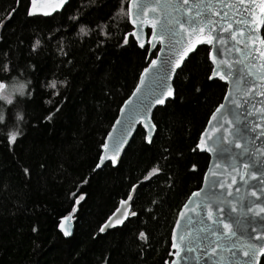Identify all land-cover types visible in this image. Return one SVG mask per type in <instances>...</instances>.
Listing matches in <instances>:
<instances>
[{"label": "trees", "instance_id": "16d2710c", "mask_svg": "<svg viewBox=\"0 0 264 264\" xmlns=\"http://www.w3.org/2000/svg\"><path fill=\"white\" fill-rule=\"evenodd\" d=\"M26 3L0 0L4 22L0 50H14L25 69L21 79L39 82L47 76L67 78L68 83L54 99L37 84L35 100L24 111V137L11 151L6 142L0 143V264H165L172 258L170 232L176 215L191 192L200 188L207 167L208 155L196 149V143L226 88L219 79L206 78L211 71L207 46H201L178 70L175 98L153 111L151 142L143 141L145 132L138 127L119 164L94 171L118 105L147 66L145 53L134 39L117 47L122 29L105 23L110 15L105 0H70L62 14L32 18L26 17ZM78 7L83 8L80 24L93 29L90 36L74 37L78 25L63 27ZM102 23L111 35L97 50V42L103 39L98 33ZM53 29L64 34L63 46L71 49L65 60L73 61L70 69L56 55L61 36L51 40L47 35ZM123 30L130 32L131 26ZM37 33L47 48L34 55L26 46ZM21 40L23 45L18 43ZM29 63L35 65L34 72L26 68ZM45 99L53 103L45 105ZM49 112L53 115L45 121ZM192 164L197 166L195 171ZM153 167L160 172L143 181ZM24 168L31 171L30 178ZM138 182L131 201L137 217L129 216L121 227L98 233ZM147 209L154 211L149 214ZM69 213L73 232L65 238L57 225ZM141 230L148 237L146 243L136 239Z\"/></svg>", "mask_w": 264, "mask_h": 264}, {"label": "snow or ice", "instance_id": "6c2138e0", "mask_svg": "<svg viewBox=\"0 0 264 264\" xmlns=\"http://www.w3.org/2000/svg\"><path fill=\"white\" fill-rule=\"evenodd\" d=\"M44 2L47 8L37 11L34 6L38 0H27L26 17L62 14L70 0ZM104 6L110 9L105 23L122 29L117 47L127 46L134 39L148 63L139 72L131 93L118 105L120 115L101 145L114 155L107 157L101 152L94 171L106 160L117 164L116 157L130 143L129 137H133L137 126L145 128L143 141L151 142L148 133L154 131L155 125L149 114L156 106H166L168 100L175 98L174 89L167 86L171 74L193 59L201 46H207L211 71L206 78L210 82L218 78L226 88L222 102L211 112L196 143V149L212 157L210 168L203 173L202 186L191 192L178 212L170 232L173 251L169 256L173 259L165 264H264V0H105ZM82 12L83 8L78 7L77 14L70 15L63 25L65 29L78 25L74 37H87L93 32L80 24ZM3 23L0 21V25ZM128 26L130 32L123 30ZM146 28L151 29V35ZM98 33L103 39L97 42V50L111 35L103 23L98 26ZM38 35L26 46L34 55L47 48L43 38H36ZM47 35L51 40L61 36L56 55L61 58V65L70 69L73 61L65 60L71 49L63 46L64 34L53 29ZM18 43L23 45L22 40ZM0 52V143L6 142L11 151L25 135L24 111L35 100L37 84L54 99L68 81L47 76L39 82L21 79L25 69L14 50ZM26 68L35 71L32 63ZM196 91L201 89L197 87ZM53 99H45L44 104L53 103ZM52 115L49 112L44 120ZM196 168L191 165L192 171ZM23 172L25 177H31L29 169L24 168ZM159 172L160 168L153 167L143 181ZM139 183L132 184L128 199L120 202L126 212ZM75 211L73 206L72 212ZM120 211L118 208L107 218L108 227L125 222L114 219ZM147 211L151 214L154 210ZM127 214L137 217L136 211ZM71 215L61 217L57 225L65 238L71 235ZM98 231L103 233L105 227L102 225ZM147 238L143 230L136 236L142 243Z\"/></svg>", "mask_w": 264, "mask_h": 264}, {"label": "water", "instance_id": "95a60500", "mask_svg": "<svg viewBox=\"0 0 264 264\" xmlns=\"http://www.w3.org/2000/svg\"><path fill=\"white\" fill-rule=\"evenodd\" d=\"M35 7V9L37 10V11H40V10H43V9H45V8H47V4L44 2V0H38V3H37V5H35L34 6ZM145 31L147 32V34L148 35H151V29H145ZM135 41V40H134ZM154 58V57H153ZM183 65V64H182ZM171 67V65H169V68ZM178 70L179 69H177L176 70V72L175 73H172L171 75H172V79L171 80H168L167 81V86H170L171 88H173V82H174V79H175V77H176V74H177V72H178ZM216 79H218V78H216ZM174 89V88H173ZM222 100H223V98H222ZM222 100H221V102H222ZM157 107H159V106H156L155 108H157ZM155 108L153 109V111L155 110ZM118 115H120V113H119V111H118V113H117V116ZM151 117H152V115H153V113H151V114H149ZM211 115V114H210ZM116 116V117H117ZM115 120H116V118H115ZM115 120H114V122H115ZM154 124V123H153ZM207 125V122H206V124H205V126ZM138 127H141L143 130H144V132H145V128L142 126V125H140V126H137L135 129H134V134H135V132H136V130H137V128ZM205 128V127H204ZM112 130V128L110 127V129L108 130V131H111ZM204 130V129H203ZM202 130V131H203ZM108 133V132H107ZM154 133H155V129H154V131L153 132H151V133H148L149 134V136H150V140H152V138H153V136H154ZM106 136H107V134H106ZM134 136V135H133ZM132 138L133 137H129V140L131 141L132 140ZM199 138H200V135H199ZM198 141H199V139H198ZM129 144V143H128ZM128 144H126V146H125V148L124 149H122V150H120V155L119 156H117L116 157V159H117V164L116 165H113L112 163H111V161L110 160H106L105 161V163H104V165L101 167V168H103L106 164H110L112 167H116L118 164H119V162H120V159H121V157H122V155H123V153H124V151H125V149L127 148V146H128ZM147 144H149V143H147ZM199 150V149H198ZM200 152H203V151H201V150H199ZM101 152H103L107 157H110V156H112V155H114V153L110 150V149H102L101 148ZM203 153H206L207 155H208V163H207V167H206V169H205V171L206 170H209V168H210V160L212 159V157L210 156V154L208 153V152H203ZM97 162H99V159H98V161ZM100 168V169H101ZM96 170H99V169H96ZM202 182H203V178H202ZM201 186H202V183H201ZM200 186V187H201ZM198 190V189H197ZM197 190H194V191H197ZM132 191H133V189H132ZM128 199V198H127ZM127 199H124V200H127ZM187 200V199H186ZM120 202H121V200H120ZM118 203V205H117V207L115 208V210L113 211V212H116V210L119 208V209H121V211L120 212H118L117 213V216L114 218V219H124L125 221L127 220V218L129 217L128 216V212H131V201L129 202V205H128V209H127V212L126 211H124V208H125V206L124 205H122L121 203ZM186 202V201H185ZM185 202L183 203V205L185 204ZM181 208V207H180ZM180 210V209H179ZM112 212V213H113ZM179 212V211H178ZM111 213V214H112ZM110 214V215H111ZM109 215V216H110ZM177 215H178V213H177ZM177 215H176V217H177ZM108 216V217H109ZM107 217V218H108ZM107 218H106V220L100 225V227L103 225L104 227H105V231L103 232V233H101V232H99L98 231V233H100V234H104V233H106L107 231H109V230H112V229H116V228H119V227H121L124 223H122L120 226H115V227H108V225L105 223L106 221H107ZM176 219V218H175ZM59 222H60V220H59ZM175 222V221H174ZM59 224V223H58ZM68 227H69V229L71 230V235H72V232H73V221H72V215L69 217V222H68ZM99 227V228H100ZM57 229H58V227H57ZM99 230V229H98ZM58 231H59V229H58ZM70 235V236H71ZM173 251V250H172ZM173 259V257L171 258V260ZM170 260V261H171Z\"/></svg>", "mask_w": 264, "mask_h": 264}]
</instances>
